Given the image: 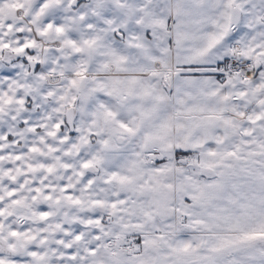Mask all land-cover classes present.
<instances>
[{"label": "snow or ice", "instance_id": "obj_1", "mask_svg": "<svg viewBox=\"0 0 264 264\" xmlns=\"http://www.w3.org/2000/svg\"><path fill=\"white\" fill-rule=\"evenodd\" d=\"M0 264H264V0H0Z\"/></svg>", "mask_w": 264, "mask_h": 264}]
</instances>
